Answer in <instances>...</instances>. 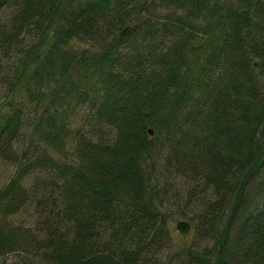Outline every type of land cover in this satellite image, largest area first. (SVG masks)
<instances>
[{
	"label": "trees",
	"instance_id": "obj_1",
	"mask_svg": "<svg viewBox=\"0 0 264 264\" xmlns=\"http://www.w3.org/2000/svg\"><path fill=\"white\" fill-rule=\"evenodd\" d=\"M0 159V264H264V0H0Z\"/></svg>",
	"mask_w": 264,
	"mask_h": 264
},
{
	"label": "rangeland",
	"instance_id": "obj_2",
	"mask_svg": "<svg viewBox=\"0 0 264 264\" xmlns=\"http://www.w3.org/2000/svg\"><path fill=\"white\" fill-rule=\"evenodd\" d=\"M13 171L14 166L11 163L0 159V187L7 182ZM183 187V184L177 180L174 186L167 190V199H165L164 206L161 208L168 218L169 232L176 244H178L179 240L189 243L195 238L194 222L192 220L193 211L191 208L186 207L185 189ZM181 221H186L190 224V229L184 239L176 228L177 223Z\"/></svg>",
	"mask_w": 264,
	"mask_h": 264
},
{
	"label": "water",
	"instance_id": "obj_3",
	"mask_svg": "<svg viewBox=\"0 0 264 264\" xmlns=\"http://www.w3.org/2000/svg\"><path fill=\"white\" fill-rule=\"evenodd\" d=\"M132 28V25H126L119 33V35L125 34L127 31H129ZM150 134H153V131L150 129L149 130ZM177 230L181 233L182 238L184 239L190 229V224L186 221L184 222H178L176 226Z\"/></svg>",
	"mask_w": 264,
	"mask_h": 264
}]
</instances>
